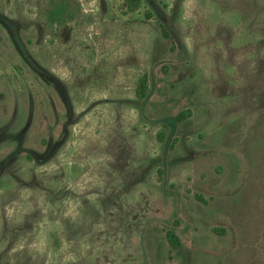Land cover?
<instances>
[{
    "label": "rangeland",
    "instance_id": "374dc122",
    "mask_svg": "<svg viewBox=\"0 0 264 264\" xmlns=\"http://www.w3.org/2000/svg\"><path fill=\"white\" fill-rule=\"evenodd\" d=\"M67 1L0 0V264H264V0Z\"/></svg>",
    "mask_w": 264,
    "mask_h": 264
},
{
    "label": "trees",
    "instance_id": "16d2710c",
    "mask_svg": "<svg viewBox=\"0 0 264 264\" xmlns=\"http://www.w3.org/2000/svg\"><path fill=\"white\" fill-rule=\"evenodd\" d=\"M128 12L138 11L143 3V0H124ZM147 17H150V12H146ZM74 14L69 11L67 0H50V7L45 11L44 18L48 26L53 27L56 24H63L65 21L73 20ZM164 36L169 37V33L165 27L162 26ZM149 93V75L143 74L137 83L136 95L138 99L144 100L147 98ZM191 115V110L181 112L176 116L177 121H181ZM164 130L159 132V138L163 139ZM198 199H202L201 195L196 194ZM168 241L174 247H179L180 238L175 230L168 229L166 232Z\"/></svg>",
    "mask_w": 264,
    "mask_h": 264
}]
</instances>
